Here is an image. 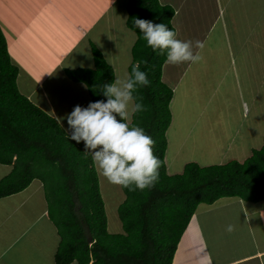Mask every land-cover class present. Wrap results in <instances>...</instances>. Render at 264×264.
I'll use <instances>...</instances> for the list:
<instances>
[{
  "label": "trees",
  "instance_id": "16d2710c",
  "mask_svg": "<svg viewBox=\"0 0 264 264\" xmlns=\"http://www.w3.org/2000/svg\"><path fill=\"white\" fill-rule=\"evenodd\" d=\"M174 8L160 0H127L126 25L136 33L131 47L132 65H141L151 81L135 95L146 110L132 116L155 141L161 160L154 187L130 191L117 208L122 232L110 233L99 178L90 151L70 139L55 118L22 95L16 84L18 68L12 63L0 28V164L12 169L0 179V198L23 190L35 178L42 182L47 214L59 243L55 264H173L179 240L197 206L219 198L247 202L264 200V140L242 162L231 160L201 166L187 162L181 173L168 174L166 131L171 122L173 90L162 80L166 53L147 46L134 18L164 23L171 30ZM93 68H65L66 76L85 84L91 102L105 100L103 86L114 82V70L92 45ZM119 118V117H118Z\"/></svg>",
  "mask_w": 264,
  "mask_h": 264
},
{
  "label": "crops",
  "instance_id": "0c3cea01",
  "mask_svg": "<svg viewBox=\"0 0 264 264\" xmlns=\"http://www.w3.org/2000/svg\"><path fill=\"white\" fill-rule=\"evenodd\" d=\"M96 2L98 8L85 6L84 9L81 8L76 18H72L65 7L58 5L47 11L43 9L44 5L32 9V21L26 26L22 25L21 29L19 26L14 29L17 35L22 33L19 40L24 41L17 58L13 54L17 49V43L20 42L13 37L11 43L6 39L10 59L18 68L16 84L19 92L57 122L56 115L46 111L49 98L37 96L38 88L42 89V93L39 94L45 96V91L54 85L58 73L65 74L64 69L67 68L64 67L65 62L68 60L75 62L82 53L87 52L89 58L84 59L83 65L75 68H93L92 45L98 46L108 62L105 48H115L118 43L105 42V36L111 38L110 35L120 30L116 23L123 21L126 25L127 0ZM160 2L174 8L175 13L171 22L178 39L199 40L204 44L202 50L195 49L200 51L203 57L198 63L185 62L178 65L168 61L164 63L162 80L173 90L170 109L172 110L174 102L179 104L191 99L189 89L185 93L186 99H176L183 82V78L180 77L183 76H188L194 88L207 96L206 99L202 98L204 99L202 101H205L204 107L210 100L218 99L217 95L222 91L227 92L224 93V97L216 100L214 105L225 117H229L227 122L235 124L226 131L225 124L222 125L221 122H200L201 125L209 124V129L216 134L219 133V137L221 134L228 136L227 146L230 145L229 142L233 143L238 139L240 143L236 144L230 157H236L242 162L251 155L253 149H259L264 140V0H160ZM124 4L125 10H122ZM101 21L103 23H100ZM131 35L130 50L136 40V33L133 31ZM79 48H83L82 52ZM14 60L19 63H15ZM222 62L225 64L222 65ZM178 66L181 75L173 80L168 71L171 69L173 76ZM112 68L114 70L113 66ZM202 81L205 83L213 81L215 85L206 92L202 89ZM71 82L81 83L70 79ZM70 90V94L75 92L77 95L81 89L72 86ZM85 93L91 102L88 91ZM197 97L201 98L200 95ZM197 107L195 112L198 109V117L204 110L203 107L201 109ZM189 108L191 107L186 106L183 109ZM60 113L68 114L70 110L64 109ZM243 120L245 122H242ZM11 169V165L0 164V179L9 174ZM233 199L238 200L231 202ZM241 201L243 202L236 197H223L209 205H213L214 208L223 207L226 218L232 219L235 216L234 210L238 209L239 212L238 202L241 204ZM261 202H251L255 203V206H247L251 212H247L250 226L249 235L245 237L244 250L235 252L224 262L214 261L213 257L219 254L218 249H209L208 244H205L195 215L196 208L179 240L173 264H264V204ZM205 211L207 210H202L201 213ZM234 234L237 236L236 231ZM234 238L236 239L235 236ZM58 243L59 236L48 217L43 185L39 179H33L27 187L17 193L0 198V264H55L54 255Z\"/></svg>",
  "mask_w": 264,
  "mask_h": 264
},
{
  "label": "rangeland",
  "instance_id": "374dc122",
  "mask_svg": "<svg viewBox=\"0 0 264 264\" xmlns=\"http://www.w3.org/2000/svg\"><path fill=\"white\" fill-rule=\"evenodd\" d=\"M97 4L98 3L96 2V0H90V3L89 0H0V28L4 32L3 34L5 36V39H8L10 43L13 42L12 37L20 42L17 43V49H15V52L13 54V56L17 58L19 48L22 47L21 44L24 45V41L19 40L22 33H19L17 35V32L14 29L17 26H19L21 29L22 25L26 26L28 22L32 21V9L35 10L40 6L43 7L44 5L43 9L47 11L56 8V5H58L61 7H65L68 14H71L70 16L72 18H76L77 14H80L81 8L84 9L85 6H92L95 9L98 8ZM99 5L101 6L102 4ZM121 8L122 10H125V4ZM123 16H125L124 11ZM100 23L103 22L101 21ZM116 24V27H120V30L116 31L115 34L110 35L111 38H108V36L106 35L104 40L107 43L109 42V44H112L113 42L118 43V46L115 48H105L106 58L108 59V62L111 63L110 65L114 67L115 80L117 78H124L125 74H128L127 65L131 62L130 44L132 41L131 34L133 33V31L129 30V28L126 27L123 21H120ZM99 46L101 45L99 44ZM24 49L26 50V47H24ZM82 50L83 48H79L80 52H82ZM87 58H89L87 52L86 54L82 53L81 57H79L75 62L72 63L71 60L70 62L69 60L68 62H65L64 67H72L73 69H75L76 66L83 65L82 63H84V59ZM15 63L18 64L19 62L15 61ZM224 64L225 63L222 62V65ZM168 74L171 78L173 77L174 80L176 77H180L179 75H181V69L178 66L173 76L170 69L168 71ZM180 78H183V82L182 85H180V93L176 99H186L185 93L188 89V93L191 94V99L183 102L184 104L182 102H180L179 104L174 102L172 105L171 111L173 112L170 122L171 126L166 131L168 150L166 149L165 162L168 174L181 173L184 164L191 161L196 162L201 166L221 164L229 160L239 161V159L236 157H230V153L233 152L236 144L240 143V141L238 142V139L233 143L229 142L231 146H227L226 137L228 136H224L223 134H221V136L219 137V133L216 134V132H213L209 129V124L201 125L202 121L221 122L222 125L225 124L224 128L226 131H228L235 124V122H227L229 117H225L224 113L222 111H218L214 105L216 103V100L224 97V93L227 92L222 91L217 95L218 99L215 98L210 100L204 107L205 101L202 100L206 99L207 96L204 95L201 91L194 88L193 82L188 76H183ZM54 81L56 82V84L54 82L53 86H50L49 88H47V90L46 88L44 89L46 90V93H44L45 96L40 95L42 93V89L38 88V91L36 90L38 92L37 96L43 99L49 98L45 107L46 111L49 113L53 112L57 118H60L63 124L62 128L68 133H71V129H69L67 125L66 114L60 113V111L67 109L71 112L76 105L87 107L89 104V99L85 93L87 92L86 86L83 83H70V79L61 72L58 73ZM201 84L202 89L206 92L213 89L215 85L213 81L211 83L210 81H208V83L202 81ZM72 86L74 88L78 87L81 89L77 92V95L75 92H73L74 94H70V88ZM199 95L201 98L197 97ZM187 99H189V96ZM186 106H189L191 108H189L188 110L183 109ZM195 107L200 109L203 107L204 110L202 114H198V117V109L195 112ZM173 114L176 117H174ZM63 117H65V119ZM242 122L245 121L243 120ZM202 126L206 129H204ZM81 142L84 144L83 141ZM218 147H220V150H218ZM95 168L99 177V186L104 202L108 232L120 233L122 232V227L121 221L118 217L117 208L119 204L124 200L125 195L121 189V186L110 183L104 176L100 174V171L96 165ZM236 200L233 199L231 200V202H236ZM261 201V203L264 204V200ZM254 204L244 201H241V204L238 202L240 210L239 212L238 209L234 210L235 216L232 219L226 218L223 207L214 208L213 205H207L203 203L198 205L195 215L198 220L199 227L202 231L205 244H208L209 249L216 248L219 252V254H216L217 257H213L214 261H227L235 252H242L244 250L246 245L245 237H248L249 235L250 226L248 224L249 219L247 212L251 211L248 209V207L255 206ZM202 210L207 211L201 213ZM230 224L235 226V230L232 232L226 231L227 226ZM235 231L237 233V236L234 234ZM232 234L236 237V239Z\"/></svg>",
  "mask_w": 264,
  "mask_h": 264
},
{
  "label": "clouds",
  "instance_id": "9594fccd",
  "mask_svg": "<svg viewBox=\"0 0 264 264\" xmlns=\"http://www.w3.org/2000/svg\"><path fill=\"white\" fill-rule=\"evenodd\" d=\"M133 24L143 33L147 46L166 53L169 63H198L203 59L200 51H195L203 49L201 41L178 39L177 32L164 23L134 18ZM142 64L147 66L148 61H137L131 74L103 86L106 101L89 102L87 107L76 105L66 114L70 139L84 142L100 174L110 183L130 191L154 187L161 167V160L154 155L156 141L143 127L132 123L134 114L146 110L143 97L135 94L151 83L147 72L141 70ZM234 230L231 224L226 228L228 232Z\"/></svg>",
  "mask_w": 264,
  "mask_h": 264
}]
</instances>
